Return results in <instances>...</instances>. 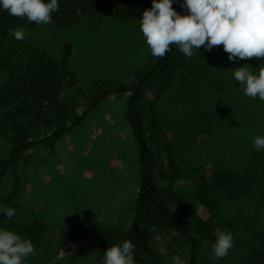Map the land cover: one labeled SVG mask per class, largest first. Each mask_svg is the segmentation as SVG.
<instances>
[{"label": "rangeland", "instance_id": "374dc122", "mask_svg": "<svg viewBox=\"0 0 264 264\" xmlns=\"http://www.w3.org/2000/svg\"><path fill=\"white\" fill-rule=\"evenodd\" d=\"M138 1L108 0L122 6ZM98 22V29L90 31V26ZM21 30L28 43L52 57L59 56L64 42L71 43L70 64L77 83L63 94V99L76 104L79 112L85 98L98 87L128 81L157 58L145 43L138 20L95 16L71 29L39 25ZM220 48L216 45L209 51L214 56L213 72L195 77L186 70L191 84L168 87L158 104L156 91L147 89L141 102L145 114L154 106L159 125L155 129L145 118L159 184L170 189L172 210L188 228L200 218L210 217L195 197L198 172L202 171L204 182L212 181L215 172L249 176L247 187L241 183L236 191L223 189L211 194L220 213L214 224L232 234L233 247L226 257L213 259L211 245L215 239L199 238L200 264H234L253 244L255 234L264 231V150L257 151L253 146L255 136H264V101L243 94L226 66H247L243 65L245 60H228L225 65L222 57L226 52ZM253 58L249 69L256 72L264 58ZM211 74L219 76L211 81ZM5 79L6 74L0 70V84ZM211 98L208 112L212 117H206L203 103ZM127 99V94L108 97L79 127L51 146L25 150L15 170H6L0 183V205L13 194L8 207L15 210V215L11 219L5 216L1 228L18 230L34 219L41 222L39 228L21 237L29 239L35 249L24 264H96L85 249L91 239H84L82 232L95 224L123 230L132 225L139 178L137 147L124 118ZM164 138L180 167L178 176L167 168L161 150ZM8 150L9 145L1 142L0 162L7 158ZM15 173L19 185L14 191ZM240 190L242 193L237 194ZM146 234L164 264H173L177 256L189 259V245L177 233L150 226Z\"/></svg>", "mask_w": 264, "mask_h": 264}, {"label": "trees", "instance_id": "16d2710c", "mask_svg": "<svg viewBox=\"0 0 264 264\" xmlns=\"http://www.w3.org/2000/svg\"><path fill=\"white\" fill-rule=\"evenodd\" d=\"M180 2L181 0H173L172 7L183 14L186 10L180 7ZM58 3V11L52 13L49 24L32 23L0 10V70L6 74L5 81L0 84V143L9 145L7 158L0 162V183L6 170L9 168L15 170L16 163L25 150L38 145H53L79 127L87 115L108 97L127 94L124 118L129 124L137 147L139 178L133 223L126 230L103 227L99 224L92 225L82 232L84 239H91L85 249L93 255L96 264H101L107 247L130 240L134 245L135 264H144L149 259L152 260L150 264H164L150 245L146 234V229L154 226L160 230L169 229L184 238L189 245L188 264H200L199 238L215 239L214 222L220 217L217 199L212 198L211 194L223 189L236 191L235 187L241 183L247 187L249 176L232 171L215 172L212 181L204 182L201 178L202 171L198 172L195 197L209 211L210 217L200 218L193 223V228H188L182 217L172 210L173 197L170 189L159 184L152 148L146 133L145 118L149 119L155 129H159V125L154 106L145 114L141 102L147 89L156 91L155 104H158L163 94L168 92V87L191 84L186 70L195 77L199 76L198 74L202 76L206 72H213L214 56L202 48L192 57H186L175 45H171L170 51L164 57H157L153 64L140 69L132 79L125 82H109L98 87L85 98L84 108L80 112L76 111V104L63 99V94L74 88L77 83V75L70 64L71 43L64 42L59 56L52 57L47 51L28 43L25 39L16 40L10 34V30L33 29L39 25L54 29H71L83 19L95 16L100 18L110 16L119 21L138 20L142 10L151 6V0H140L123 6L109 4L108 0H58ZM99 26L100 22L90 26L89 30H96ZM220 46L221 52H224L222 45ZM223 55L222 62L226 65L229 63L228 54ZM251 60L254 58L245 60L249 68ZM238 65L230 63V67L226 66L225 70L227 73L233 72L232 68L239 67ZM209 76L213 77L211 78L213 81L219 75ZM181 94L182 92L179 96ZM211 100L212 98L207 99L208 102L203 103L206 117H212V113L208 112L212 105ZM161 150L165 155L167 168L174 176H178L181 172L180 167L167 138H164ZM261 165L264 171V156ZM14 176L15 191L19 185V176L16 173ZM240 193L242 190L237 194ZM12 196L13 194L7 196L3 206H9ZM4 218V215H0V228ZM40 223L38 219H34L30 225L11 231L23 237L39 228ZM252 241L253 244L246 253L234 264H264V231L255 234Z\"/></svg>", "mask_w": 264, "mask_h": 264}, {"label": "clouds", "instance_id": "9594fccd", "mask_svg": "<svg viewBox=\"0 0 264 264\" xmlns=\"http://www.w3.org/2000/svg\"><path fill=\"white\" fill-rule=\"evenodd\" d=\"M172 4L173 0H151L138 19L152 56L164 57L171 45L186 57L195 55L201 46L211 51L213 46L222 45L229 61L264 58V0H181L180 7L186 10L183 14ZM58 8V0H0V10L36 24H49ZM10 34L16 40L25 38L21 29L10 30ZM232 77L245 96L264 101V62L256 72L247 66L236 67ZM253 146L264 150V136H255ZM0 215L11 219L15 210L0 205ZM214 236L213 259H222L233 247V236L221 228L214 230ZM133 249L130 240L107 247L101 264H135ZM34 251L29 239L0 228V264H24ZM173 264L188 261L177 256Z\"/></svg>", "mask_w": 264, "mask_h": 264}]
</instances>
